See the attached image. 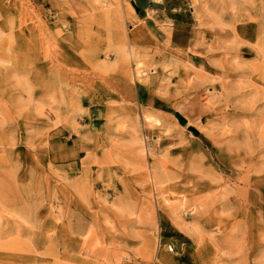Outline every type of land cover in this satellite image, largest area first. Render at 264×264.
Listing matches in <instances>:
<instances>
[{"label": "rangeland", "instance_id": "374dc122", "mask_svg": "<svg viewBox=\"0 0 264 264\" xmlns=\"http://www.w3.org/2000/svg\"><path fill=\"white\" fill-rule=\"evenodd\" d=\"M190 3L175 58L127 0H0V264H264V0Z\"/></svg>", "mask_w": 264, "mask_h": 264}, {"label": "crops", "instance_id": "0c3cea01", "mask_svg": "<svg viewBox=\"0 0 264 264\" xmlns=\"http://www.w3.org/2000/svg\"><path fill=\"white\" fill-rule=\"evenodd\" d=\"M194 19L190 0H127L121 17L118 15L116 18L125 27L120 40L123 43L126 41L129 48L175 58L179 52H186L191 44ZM140 88L137 94L139 103L162 111L149 89L143 85ZM172 121L176 126H183L187 116L184 112L175 110ZM70 138L71 135L62 136L54 130L49 132L47 155L51 164L66 165L81 158L83 150L75 148L76 144Z\"/></svg>", "mask_w": 264, "mask_h": 264}, {"label": "bare ground", "instance_id": "6f19581e", "mask_svg": "<svg viewBox=\"0 0 264 264\" xmlns=\"http://www.w3.org/2000/svg\"><path fill=\"white\" fill-rule=\"evenodd\" d=\"M130 6V5H129ZM129 11H130V8H129ZM131 13V12H130ZM151 14V13H150ZM131 15V14H130ZM133 17V16H132ZM136 20V19H135ZM258 22V21H257Z\"/></svg>", "mask_w": 264, "mask_h": 264}]
</instances>
